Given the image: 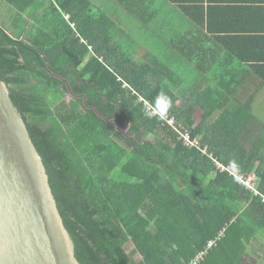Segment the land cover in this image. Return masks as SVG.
<instances>
[{"label": "trees", "instance_id": "trees-1", "mask_svg": "<svg viewBox=\"0 0 264 264\" xmlns=\"http://www.w3.org/2000/svg\"><path fill=\"white\" fill-rule=\"evenodd\" d=\"M0 1V79L80 264H191L215 240L201 264H240L264 233V203L215 161L254 173L264 195V141H251V108L232 93L223 102L230 77L210 79L208 63L194 62L197 36L165 31L158 0ZM134 19L142 29L123 27ZM143 34L159 37L160 48L145 49ZM208 79L215 89L201 91ZM161 94L164 115L213 159L146 108L160 109Z\"/></svg>", "mask_w": 264, "mask_h": 264}, {"label": "crops", "instance_id": "crops-1", "mask_svg": "<svg viewBox=\"0 0 264 264\" xmlns=\"http://www.w3.org/2000/svg\"><path fill=\"white\" fill-rule=\"evenodd\" d=\"M156 5L161 18L165 16V31L177 30L181 37L184 30H191L197 36L193 39L194 62L208 63L206 77H230L231 83L225 81L220 86L223 102L226 103L227 95L232 93L235 105L251 108L256 117L251 141L263 142L264 0H158ZM3 6L0 1V15L5 11ZM151 38L149 45L160 48V43L155 42L159 37L153 34ZM165 46L168 45L165 43ZM165 56L167 60L169 55ZM201 74L194 72L195 76ZM210 79L202 83L201 91L208 86L209 91L215 89ZM202 114L203 111L197 113V123ZM240 264H264V233L248 247Z\"/></svg>", "mask_w": 264, "mask_h": 264}, {"label": "water", "instance_id": "water-1", "mask_svg": "<svg viewBox=\"0 0 264 264\" xmlns=\"http://www.w3.org/2000/svg\"><path fill=\"white\" fill-rule=\"evenodd\" d=\"M0 264H80L50 176L1 79Z\"/></svg>", "mask_w": 264, "mask_h": 264}, {"label": "built area", "instance_id": "built-area-1", "mask_svg": "<svg viewBox=\"0 0 264 264\" xmlns=\"http://www.w3.org/2000/svg\"><path fill=\"white\" fill-rule=\"evenodd\" d=\"M143 103L147 109L153 111L154 115L162 117L163 120H165L172 128H174V130L179 134L180 139L183 141V143H185L188 146V148L200 150V152L203 155H208L210 159H213L212 156L207 153L206 148H202L200 139L192 138L190 132L185 130L181 126V124L179 125L178 122L175 120V118H169L168 116L164 115V113L162 115L161 109L153 108L146 101H143ZM215 164L220 169L221 172H228L230 175L235 177L238 180V182H240L242 185L245 186L247 190L253 192L256 196H262V199H263L262 202L264 203V195L260 193V190H258L256 186V175H252L250 178V174L243 175L241 173H238L235 169L231 167H223L217 161H215ZM216 241L217 240L209 242L206 249L202 253H200L198 256H196V258L191 262V264H201V262H203L204 258L208 254V251H210L216 245Z\"/></svg>", "mask_w": 264, "mask_h": 264}, {"label": "rangeland", "instance_id": "rangeland-1", "mask_svg": "<svg viewBox=\"0 0 264 264\" xmlns=\"http://www.w3.org/2000/svg\"><path fill=\"white\" fill-rule=\"evenodd\" d=\"M1 3H3V2H1ZM3 5H5L4 3H3ZM126 13V12H125ZM125 13H123V16L125 15ZM130 27V28H134V29H137V30H140V29H142V27H143V25L141 24V23H139V22H136V23H134V22H127V23H124V25H123V27ZM124 27V28H125ZM149 35H151V34H149ZM141 37H142V39H143V41L142 40H139L138 39V43H140L145 49L147 48V49H153L154 47H152V46H149V48H148V44H149V42H148V40H147V38H146V35L145 34H143V35H140ZM151 36H153V35H151ZM149 39H151V38H149ZM152 40V39H151ZM155 42H163V41H160V39L159 38H156V40H155ZM252 175H255V174H253V173H250V178H251V176ZM128 251V253L129 254H131L130 252H131V249H128L127 250ZM135 260L136 261H139V257H135Z\"/></svg>", "mask_w": 264, "mask_h": 264}, {"label": "clouds", "instance_id": "clouds-1", "mask_svg": "<svg viewBox=\"0 0 264 264\" xmlns=\"http://www.w3.org/2000/svg\"><path fill=\"white\" fill-rule=\"evenodd\" d=\"M158 107L162 110V115H163V111L166 110V106H168L170 104V102L168 101V98L166 96H164L163 94H161L158 98Z\"/></svg>", "mask_w": 264, "mask_h": 264}]
</instances>
